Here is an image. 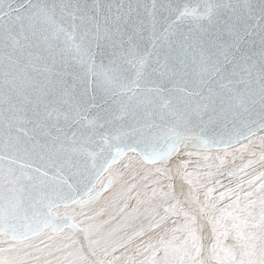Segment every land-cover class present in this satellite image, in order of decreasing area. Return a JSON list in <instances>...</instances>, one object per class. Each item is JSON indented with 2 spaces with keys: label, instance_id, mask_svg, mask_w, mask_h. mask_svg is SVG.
<instances>
[{
  "label": "snow or ice",
  "instance_id": "obj_1",
  "mask_svg": "<svg viewBox=\"0 0 264 264\" xmlns=\"http://www.w3.org/2000/svg\"><path fill=\"white\" fill-rule=\"evenodd\" d=\"M0 264H264V0H0Z\"/></svg>",
  "mask_w": 264,
  "mask_h": 264
}]
</instances>
